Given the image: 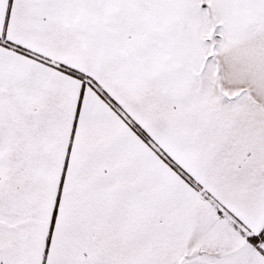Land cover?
I'll return each instance as SVG.
<instances>
[{"label": "snow or ice", "instance_id": "6c2138e0", "mask_svg": "<svg viewBox=\"0 0 264 264\" xmlns=\"http://www.w3.org/2000/svg\"><path fill=\"white\" fill-rule=\"evenodd\" d=\"M0 264H264V0H0Z\"/></svg>", "mask_w": 264, "mask_h": 264}]
</instances>
